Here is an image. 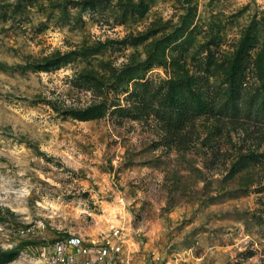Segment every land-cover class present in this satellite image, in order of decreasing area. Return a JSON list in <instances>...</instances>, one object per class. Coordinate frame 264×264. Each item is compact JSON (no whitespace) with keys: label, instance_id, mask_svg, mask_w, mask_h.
<instances>
[{"label":"rangeland","instance_id":"1","mask_svg":"<svg viewBox=\"0 0 264 264\" xmlns=\"http://www.w3.org/2000/svg\"><path fill=\"white\" fill-rule=\"evenodd\" d=\"M254 2L0 0L8 264H49L59 237L115 232L130 264H264V123L211 117L197 90L205 77L229 101L242 87L264 108V16ZM146 84L177 107L195 103L186 150L134 111Z\"/></svg>","mask_w":264,"mask_h":264},{"label":"trees","instance_id":"2","mask_svg":"<svg viewBox=\"0 0 264 264\" xmlns=\"http://www.w3.org/2000/svg\"><path fill=\"white\" fill-rule=\"evenodd\" d=\"M141 94L136 95L134 111L138 115L153 116L161 124L166 133V144L169 148L179 151L193 142L197 135L196 123L199 119V110L190 98H185L177 107L174 102L166 97L160 89L152 84H146ZM197 90L205 92L208 99V114L216 119L245 118L264 123V108L249 101L245 90L238 87L233 91L229 101L220 91L216 90L205 77H201L197 83ZM121 116H126L121 112ZM104 113L92 115L89 120L99 119ZM87 119V118H82ZM264 164V158L257 160ZM12 260L0 254V264H8Z\"/></svg>","mask_w":264,"mask_h":264},{"label":"built area","instance_id":"3","mask_svg":"<svg viewBox=\"0 0 264 264\" xmlns=\"http://www.w3.org/2000/svg\"><path fill=\"white\" fill-rule=\"evenodd\" d=\"M118 232L99 242L78 236L57 238L46 250L49 264H130L126 259L125 242Z\"/></svg>","mask_w":264,"mask_h":264},{"label":"clouds","instance_id":"4","mask_svg":"<svg viewBox=\"0 0 264 264\" xmlns=\"http://www.w3.org/2000/svg\"><path fill=\"white\" fill-rule=\"evenodd\" d=\"M252 10L253 11L258 10L260 13V16H264V0H255V2L252 5ZM240 28H243V25H240ZM232 32H233V35H236V38L239 39V36L237 35V29H232ZM251 35L254 36L255 34L252 33Z\"/></svg>","mask_w":264,"mask_h":264},{"label":"bare ground","instance_id":"5","mask_svg":"<svg viewBox=\"0 0 264 264\" xmlns=\"http://www.w3.org/2000/svg\"><path fill=\"white\" fill-rule=\"evenodd\" d=\"M113 214V213H112ZM113 220V219H112Z\"/></svg>","mask_w":264,"mask_h":264}]
</instances>
